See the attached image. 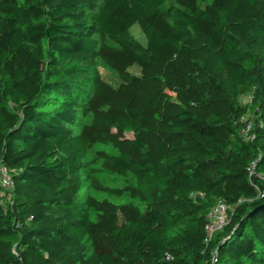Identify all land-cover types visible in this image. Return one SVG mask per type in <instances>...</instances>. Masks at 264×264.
Segmentation results:
<instances>
[{
    "label": "trees",
    "instance_id": "1",
    "mask_svg": "<svg viewBox=\"0 0 264 264\" xmlns=\"http://www.w3.org/2000/svg\"><path fill=\"white\" fill-rule=\"evenodd\" d=\"M262 177L264 0H0V264H264Z\"/></svg>",
    "mask_w": 264,
    "mask_h": 264
},
{
    "label": "built area",
    "instance_id": "2",
    "mask_svg": "<svg viewBox=\"0 0 264 264\" xmlns=\"http://www.w3.org/2000/svg\"><path fill=\"white\" fill-rule=\"evenodd\" d=\"M253 126L252 122H250L243 130V134L246 139L254 140L256 138V133L252 131ZM250 173L251 175L254 174L256 169V162L254 161L250 166ZM264 179V177H262ZM3 184L7 186H12L13 182L10 176L7 174L6 171L3 170ZM260 196H264V190H260ZM230 206L226 204L225 202L218 203L210 212L209 218L210 222L207 225V231H208V238H212L215 231L221 229L227 222H228V212H229Z\"/></svg>",
    "mask_w": 264,
    "mask_h": 264
},
{
    "label": "rangeland",
    "instance_id": "3",
    "mask_svg": "<svg viewBox=\"0 0 264 264\" xmlns=\"http://www.w3.org/2000/svg\"><path fill=\"white\" fill-rule=\"evenodd\" d=\"M134 33H135V35L137 36L138 39H140L141 41L145 42V40H146L145 36L143 35L142 31L140 30V28L138 26H136L134 28ZM243 99H244V101H247L248 99H250V97L249 96H245V97H243ZM4 186L10 187V186H7V185H4Z\"/></svg>",
    "mask_w": 264,
    "mask_h": 264
},
{
    "label": "water",
    "instance_id": "4",
    "mask_svg": "<svg viewBox=\"0 0 264 264\" xmlns=\"http://www.w3.org/2000/svg\"><path fill=\"white\" fill-rule=\"evenodd\" d=\"M264 207V204H262L259 208H263Z\"/></svg>",
    "mask_w": 264,
    "mask_h": 264
}]
</instances>
